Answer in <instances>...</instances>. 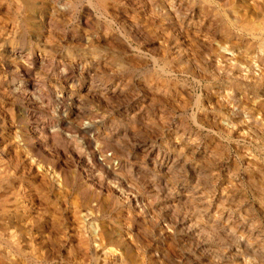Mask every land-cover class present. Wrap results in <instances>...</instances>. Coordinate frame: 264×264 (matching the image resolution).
I'll return each mask as SVG.
<instances>
[{"label":"rangeland","instance_id":"1","mask_svg":"<svg viewBox=\"0 0 264 264\" xmlns=\"http://www.w3.org/2000/svg\"><path fill=\"white\" fill-rule=\"evenodd\" d=\"M78 1L68 0L70 13L59 18L65 34L59 49L66 56L75 50L96 67V55L91 57L71 39L99 38L93 54H100L109 65L97 66L93 81L106 85L119 81L123 93L104 102L81 99L80 121L64 133L69 137L54 139L49 150L44 137L34 134L25 140L23 130L26 122L53 127L60 121L52 112L50 93L57 88L51 78L37 74L35 90L26 94L29 99L41 95L42 107H32L0 88V203L7 218L0 231L24 236L19 245L30 249L31 255L19 263L119 264L114 255L121 250L123 261L129 256L133 264H264L263 114L254 113L263 122L261 127L237 122L230 133L219 119L226 114L228 97L237 95L236 83L205 67L196 41L182 44L173 39L176 27L169 24L144 31L129 25L124 9L132 5L127 14L134 15L132 0L112 1L119 7L112 13L98 10L94 2ZM187 1L196 12L202 3ZM83 8L90 9L86 26L79 22ZM6 15L10 14L2 17L4 22L10 17ZM173 44L190 51L197 68L191 62L180 63ZM254 67L261 76V69ZM257 93L264 100V88H257ZM245 103L240 112H248L250 104ZM132 107V114H127ZM80 123L98 125L109 139L103 136L98 145H108L107 156L121 162L123 192L115 200L107 198L105 185L98 190L99 179L102 183L105 177L93 168L88 137L74 133ZM149 152L168 156L169 167L153 164L151 156L147 159ZM241 157H255L254 164L245 166ZM52 169L60 174V182L65 177L72 187L54 186L52 174L48 175ZM111 181L113 186L116 181ZM95 191L108 205L102 214L91 203ZM24 203L31 206V213H26ZM84 213L90 215L85 226ZM93 224L112 238L101 241L102 250L89 239ZM0 247L9 249L5 243Z\"/></svg>","mask_w":264,"mask_h":264},{"label":"bare ground","instance_id":"2","mask_svg":"<svg viewBox=\"0 0 264 264\" xmlns=\"http://www.w3.org/2000/svg\"><path fill=\"white\" fill-rule=\"evenodd\" d=\"M112 1L114 0H87L88 4L94 2L98 10L104 13H112V11H110L111 9L114 11L119 9ZM126 2L124 4H126ZM129 2L130 0L128 3ZM200 2L204 5L202 6L201 3L196 12V10L187 6V0H132L130 3L136 7L137 11L135 10L136 12H133L134 15L127 14L133 11L130 9L131 7L129 8V6L132 5H125L124 10L127 16L125 20L129 25L138 27L143 31L150 26H161L163 24L173 25L172 27H176L173 39H176L182 44L188 41H196L201 47L202 51L200 50V55H202L205 60H203L205 67L210 66L214 75L218 78L223 76L226 77L227 80L232 81L233 85L236 83L237 95L231 93L228 97L229 100L226 101L228 105L224 106L226 114L223 116L224 118L219 119L221 122L220 124L230 133L236 130L237 122L245 124L244 126L248 124V127L250 125L260 126V121L264 118V100H259L260 97L257 96V88H264V0H201ZM118 3H120V1H118ZM204 6L206 7L204 8ZM93 9H95V6L92 10ZM89 10L90 9L83 8V13L79 19L80 24L83 26H86L88 22L87 18L90 15ZM69 11L70 7L68 6V0H0V88L7 90L11 96L20 98L23 102L26 101V103H29L32 107H42L41 95H38L34 99H29L26 94L29 91L35 90V78L40 75V73L41 75L51 78V83H54L57 88L55 92L50 93L51 99H54L52 112L59 116L60 121L53 127H39L37 124L32 126V124L26 122L23 130V138L25 140L32 138L34 134L44 137L45 140L49 142V145L47 144L49 150L55 146L54 139L60 136L69 137L70 135H64V133L70 130L68 128H70L75 121H80L78 109L81 99H93L98 102H104L118 99L123 93L119 81L115 83L111 81L108 85L95 84L93 81L96 67L109 65L100 54H93L96 46H98L100 42L99 38L91 36H72L71 39L76 41L79 48H84L85 53H90L91 57L96 55V57H94L98 62L95 63L96 67L83 58L84 55H81V53L75 50L69 52L67 56L62 54L59 47L60 42H62L61 39L65 37V34L60 28L59 18L68 16L70 13ZM3 14H10V17L6 15L7 18L9 17L8 20L5 18L7 21H5L6 23L3 21ZM2 21L3 23H1ZM164 27V29L167 28L166 26ZM59 33H61L62 37H58L57 39L55 34ZM70 38L71 37H68L67 39ZM173 49L176 55L175 57L180 63L188 65L189 62H191L197 68V59L192 57L190 51L188 52V50L186 51L181 46L178 47L175 45ZM95 52H97V50ZM254 65L261 69V76L256 75L257 72H255L256 68ZM188 69L187 67V70ZM188 72H193V69ZM211 75L213 76V74ZM263 97L261 98L263 99ZM245 101L247 102V104L245 103L246 106L250 104L248 112H240V105H243L242 103ZM207 104L208 102L206 105ZM133 109L134 107L129 109L127 114H132ZM254 113L263 114L260 121L254 117ZM25 114L27 116L26 112ZM261 123L263 122L261 121ZM97 126H93L91 123H80L74 128V133L88 137V144L93 146V168L102 172L105 177L102 183H100L99 179L98 190L101 192L102 185H105L107 187V198L115 200L116 195H122L123 192V180H121L119 173L122 170V165L119 161L115 163L117 159L114 155L111 154V156H107L109 151L108 145H98V141L103 136L107 140L109 139L108 135L102 133L99 129L100 127ZM245 129H247V127ZM239 131L237 132L239 133ZM261 131L264 132V127H261ZM244 136L242 138H244ZM252 137L255 136L249 138ZM109 138H111V136H109ZM4 152L7 153L8 149L4 150ZM12 155L16 156V154ZM1 156H3V151H0V159ZM7 156H10V154ZM147 156V159L151 156V162L160 167L166 168L170 163V159L166 155L157 154L154 156L153 152H149ZM97 157H100V159ZM241 158L246 161L243 162L246 163L245 166L247 167L254 164L253 158L255 157ZM55 173L53 169L48 173V175L52 174L49 178L54 186L59 187L60 183H63L66 186L72 187V183L68 182L65 177H62L60 182V174ZM110 180L116 181L112 184L113 186H111L113 182H110ZM99 198L100 196L97 191H95L91 203H93L99 213L102 214L105 212V207L107 209L108 205L100 201ZM1 201L2 196L0 195V202ZM1 203L0 225H3V222L7 218L5 214L6 211ZM25 204L26 203H24V209L26 213H31V206ZM89 217V214L84 213L82 215L81 224L83 226L87 225L88 220L86 218ZM90 236L91 238L89 239L98 250L103 249V244H101L102 240L107 239V241L110 242L112 239L110 238V233L107 234L106 231L99 228L97 224H93ZM21 239H24V236L20 233L14 232L13 234H6L0 231V243H5L9 247L7 251L0 247V264H21L19 263V259L31 255V252H29L31 251L30 249L23 245H19ZM85 242L87 241L85 240ZM120 251L114 255V257L117 258L116 262H119V264L122 262L133 264L134 259L129 256L127 259L124 258L126 260L123 261L124 255L123 252Z\"/></svg>","mask_w":264,"mask_h":264}]
</instances>
